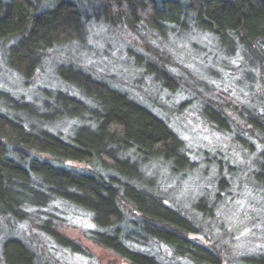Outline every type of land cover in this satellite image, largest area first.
<instances>
[{
  "label": "trees",
  "instance_id": "16d2710c",
  "mask_svg": "<svg viewBox=\"0 0 264 264\" xmlns=\"http://www.w3.org/2000/svg\"><path fill=\"white\" fill-rule=\"evenodd\" d=\"M97 29L117 38L130 83L116 62L86 56ZM201 35L214 55L191 46L183 61L177 37ZM50 57L57 86L39 104L0 89V264H72L53 251L73 264H264V251L233 257L143 171L184 177L206 164L214 209L245 174L264 191V0H0V66L27 84ZM187 111L240 153L188 148L173 129ZM211 207L194 211L201 222Z\"/></svg>",
  "mask_w": 264,
  "mask_h": 264
},
{
  "label": "rangeland",
  "instance_id": "374dc122",
  "mask_svg": "<svg viewBox=\"0 0 264 264\" xmlns=\"http://www.w3.org/2000/svg\"><path fill=\"white\" fill-rule=\"evenodd\" d=\"M206 38L205 35H201V37L198 36L191 40L189 38L177 37V41L173 46L178 50L183 61H185V56L188 55V52L186 53L187 49L191 46H193L191 49L197 54L196 56H199V59H203L204 57L209 58L214 55V51L210 46L205 44L204 41ZM121 43L125 45L123 40H121ZM86 45L89 48V53L86 56H88L91 63L94 61L98 65H101L104 63L110 64L114 61L116 64L112 65V67H114L112 71L116 74V77L122 79L121 81L123 82H131L130 79L132 77L129 79V75H125L126 68L122 65L123 55L120 53L121 45L114 35H105L100 29H97L86 41ZM50 59L51 57L45 60L43 68L27 84L21 83L15 74L8 71L3 65L0 66V89L9 92L17 98H23L35 104H39L41 99L39 96L42 94V89H52L53 91L57 86L55 80L52 78L53 67ZM183 61L181 62L180 60L184 65ZM174 122H176L173 124L174 131L185 141L188 148H201L204 143H210L212 148L223 146V148L231 152V154L240 153V151L234 149L233 146L229 145V147L226 139L206 128L197 117V111H187L178 118V121L174 120ZM67 127L66 125V128ZM240 159L241 158L238 156L237 160H239L241 166L247 167L250 165L248 159ZM209 170L206 164H201L200 170L190 171L184 177H172L166 170L160 169L155 172L151 168H145L143 169L145 175L144 184L146 185L145 187L155 186L159 193L162 191L163 195L165 194L171 199L174 204L182 209L183 212H186L188 216L193 214L196 223L200 224L204 229L205 235H208L210 238H212V236H217L216 233L220 238L223 236L224 249L229 251L233 257H236V255L240 257L263 252L264 244L262 240H260V237L264 236V225L260 224L255 227H252V225L256 218L263 219L264 217V191L255 189L251 174H245L242 177L234 179V182L236 181L233 194L235 199L232 203L229 202L230 204H228V206L219 204L214 209L212 199L204 192V189L209 184V180H207L205 173ZM211 170L215 173L214 169L211 168ZM248 170H251V167H249ZM237 184H239V187ZM245 196L247 198L246 202H236L237 200L246 199ZM165 203L169 204L168 201H165ZM209 206H212L211 213L214 215V218H207L201 222L202 220L199 217V213L197 214V212L195 213L194 211L204 207L209 208ZM30 224H19L15 230L25 236V238H29L34 234L33 231H29ZM69 225H76L78 229H87L90 226L88 218L84 216H72V222H70ZM219 227L222 228L221 231H219ZM210 228L214 230L210 231ZM36 232L38 233V231ZM67 233L70 237H82L83 235L78 231L70 229H68ZM38 234L37 238H39L38 240L40 241L43 237ZM189 239L192 240L190 237ZM40 242L43 245V241ZM45 242L44 244L48 245V247H53L52 243ZM158 249L162 258L170 254L167 248L163 246H159L157 250ZM91 250L93 253L97 254L96 248H91ZM53 254L64 262H72L73 264L76 261L73 256H66V258L62 253L59 254L56 251H53Z\"/></svg>",
  "mask_w": 264,
  "mask_h": 264
},
{
  "label": "water",
  "instance_id": "95a60500",
  "mask_svg": "<svg viewBox=\"0 0 264 264\" xmlns=\"http://www.w3.org/2000/svg\"><path fill=\"white\" fill-rule=\"evenodd\" d=\"M191 239H196V240H199V237L197 235H190L189 236Z\"/></svg>",
  "mask_w": 264,
  "mask_h": 264
}]
</instances>
